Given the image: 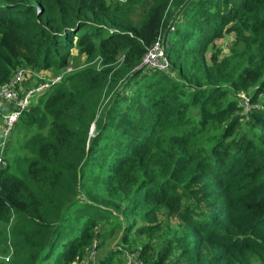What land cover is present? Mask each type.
I'll use <instances>...</instances> for the list:
<instances>
[{"label": "trees", "instance_id": "obj_1", "mask_svg": "<svg viewBox=\"0 0 264 264\" xmlns=\"http://www.w3.org/2000/svg\"><path fill=\"white\" fill-rule=\"evenodd\" d=\"M166 1L0 0V86L19 69L65 71L11 134L0 225L13 222L12 255L0 264L82 262L102 232L80 196L124 219V248L97 264H125V247L143 264H264V0H180L158 36ZM225 34L230 55L208 64ZM157 36L168 73L140 67ZM72 51L84 60L67 73ZM19 124L36 133L11 160Z\"/></svg>", "mask_w": 264, "mask_h": 264}, {"label": "rangeland", "instance_id": "obj_2", "mask_svg": "<svg viewBox=\"0 0 264 264\" xmlns=\"http://www.w3.org/2000/svg\"><path fill=\"white\" fill-rule=\"evenodd\" d=\"M166 1V0H165ZM185 1V0H183ZM107 2H112V0H107ZM153 3V6H155ZM180 0H169L164 2V4L160 5L161 7H156L155 6V10L153 12V17L154 20L156 22H158V36L162 30V27L164 26L165 22L167 19H170L173 15L174 12L177 10V8L180 7ZM157 36V37H158ZM156 37V38H157ZM233 34H225L223 35L222 38L220 39H216L214 41V48L209 49L208 53L206 54V61L208 64H210V60L209 57L213 52H218V59H222L224 57H228L230 55V52L232 50V44H233ZM83 60L80 57H77L75 55V51H72V56L70 57V59L68 60V67L66 68L67 70H74L75 68L80 67L83 64ZM140 67H142L140 65ZM146 70H144L143 72L145 73ZM61 72V71H60ZM59 71H55V70H48V71H36L33 69H28V78H27V83H36L39 81H45V80H54L57 76H61L63 78V75L65 73H60ZM67 73H69L70 71H66ZM124 82V81H122ZM115 90H118V92H122L123 88L120 87H116ZM253 89H251L248 94L251 95L253 93ZM112 95H104L102 98V102H100L99 106H98V113L97 116H99L102 111L105 109V107L110 103ZM249 96H246L245 98L247 99ZM262 97V96H261ZM239 98L241 100L242 96L239 95ZM110 99V100H109ZM261 105V104H260ZM258 105V106H260ZM244 130V127L242 126V128L240 129V134ZM96 129H95V125H91V127L89 128V132H88V136L89 137H93L95 135ZM34 133H36L34 130L32 132L27 133L26 135H24L23 130L21 125H18V129L17 131L13 134V138L12 140H15V145H14V149H13V153L11 152V160L14 156H22L23 153L22 151L19 150V147L21 146V144L27 140L28 137L32 136ZM45 133V131L43 132ZM25 139H24V138ZM6 156V155H5ZM16 168V166H13V168ZM24 165L21 166V169H24ZM78 202L80 203V206L83 208L84 204H90L93 208V211L96 212V214L98 216H100L97 220H98V225L96 228V232H102L101 235V239H95L96 243H95V249L93 250H89L88 254L84 257L85 262L83 264H88L89 262L93 261L94 264L98 263V259L102 258L103 256H105L110 250L113 249H123V245L121 243V239L124 233V219L123 216L121 214V216H119V213L113 212L115 211V209H111L109 207H106L102 204H93L91 202H83L81 200V196L78 198ZM44 212L48 213L49 212V208H44ZM112 212L114 214V216L112 215ZM107 213V214H106ZM106 214V215H105ZM115 214L116 217L118 216V221H120V224H116L115 221ZM122 218V220H121ZM76 220V214L72 213L70 215V219L67 220L64 224L63 227H65L62 230L64 232H67L68 234H70L71 237V233L70 230L72 229V233L76 232V226L79 227L80 225H82V222H80L79 224H75ZM83 221V220H80ZM13 223V222H12ZM11 222L8 223H4L0 225V257L7 255L8 253V241H10V237H11V232H10V228L12 225ZM76 225V226H74ZM171 225L173 226L172 230H174V226L176 225L175 223H171ZM3 236L4 239H3ZM65 236V235H63ZM160 236L162 238L168 236V234L166 235L165 233L160 234ZM67 237V235L65 236ZM143 240V238L141 239V241ZM65 242V241H64ZM121 243V244H120ZM155 247L157 250L160 249L161 247V241H155L154 242ZM92 249V248H91ZM133 250H139L138 248L132 249ZM47 250H44L42 252L43 255L47 256ZM127 248L125 247V250L119 255V257H122V255H124L126 257V254H128L127 252ZM124 252H127L124 254ZM178 253V251L176 252V254ZM1 261V259H0ZM41 264H53V260H52V256L49 255L48 259L46 261H44ZM92 264V263H91ZM168 264H182L179 260H177V255H174L173 258L170 260V262Z\"/></svg>", "mask_w": 264, "mask_h": 264}, {"label": "built area", "instance_id": "obj_3", "mask_svg": "<svg viewBox=\"0 0 264 264\" xmlns=\"http://www.w3.org/2000/svg\"><path fill=\"white\" fill-rule=\"evenodd\" d=\"M173 29V28H171ZM167 45L162 37H158L156 41L149 47L142 58L141 66L149 70H157L168 73L170 63L166 55ZM66 71H71L67 70ZM28 70L19 69L13 75L9 82L0 86V170L7 166L5 154L10 141L11 134L15 128L21 114L29 107L33 99L47 92L52 85L61 81L62 77L57 76L54 80L40 81L38 84L27 83ZM242 106L244 114H247L250 107L248 98L242 96ZM94 241L90 250L95 249ZM9 245V243H8ZM92 248V249H91ZM8 253L0 257L1 261L9 262L12 249L9 245ZM85 259L80 263L83 264ZM92 264L93 261H91ZM125 264H143L137 253H128L125 257Z\"/></svg>", "mask_w": 264, "mask_h": 264}]
</instances>
